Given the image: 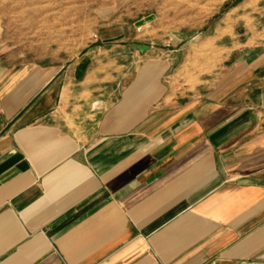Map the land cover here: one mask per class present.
<instances>
[{"label": "crops", "instance_id": "1", "mask_svg": "<svg viewBox=\"0 0 264 264\" xmlns=\"http://www.w3.org/2000/svg\"><path fill=\"white\" fill-rule=\"evenodd\" d=\"M147 53L0 66V264H264V51L204 95Z\"/></svg>", "mask_w": 264, "mask_h": 264}, {"label": "rangeland", "instance_id": "2", "mask_svg": "<svg viewBox=\"0 0 264 264\" xmlns=\"http://www.w3.org/2000/svg\"><path fill=\"white\" fill-rule=\"evenodd\" d=\"M135 44L150 57L181 50L175 80L187 95L208 94L235 62L264 51V0H0V66L95 55L112 86L135 65Z\"/></svg>", "mask_w": 264, "mask_h": 264}, {"label": "water", "instance_id": "3", "mask_svg": "<svg viewBox=\"0 0 264 264\" xmlns=\"http://www.w3.org/2000/svg\"><path fill=\"white\" fill-rule=\"evenodd\" d=\"M153 19H154V16H150L146 20H142V21L138 22L137 25L138 26H142V25L146 24L147 22H151ZM134 48L137 49V50H139V51H141L142 53H144V52H146V51H148V50L151 49L150 46L141 45V44H135L134 45Z\"/></svg>", "mask_w": 264, "mask_h": 264}]
</instances>
